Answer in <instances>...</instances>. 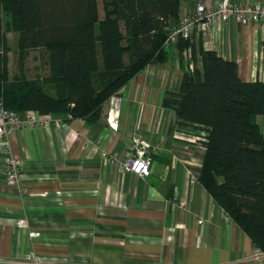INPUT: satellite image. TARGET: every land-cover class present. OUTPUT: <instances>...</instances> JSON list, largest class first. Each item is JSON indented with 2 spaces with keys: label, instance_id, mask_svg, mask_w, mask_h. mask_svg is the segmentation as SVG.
<instances>
[{
  "label": "crops",
  "instance_id": "1",
  "mask_svg": "<svg viewBox=\"0 0 264 264\" xmlns=\"http://www.w3.org/2000/svg\"><path fill=\"white\" fill-rule=\"evenodd\" d=\"M219 1L183 0L180 17L199 2L214 8ZM11 38L16 46L17 34H7L8 60ZM192 41L235 61L242 80L264 83V26L230 20L207 36L195 32ZM171 49L167 64L148 66L119 92L118 114L109 101L97 124L72 119L10 135L27 192L7 185L0 149V264H264V253L199 180L202 132L163 106L183 75ZM197 60L202 70L200 53ZM257 121L262 132L264 117ZM135 138L149 145L148 178L120 171Z\"/></svg>",
  "mask_w": 264,
  "mask_h": 264
},
{
  "label": "trees",
  "instance_id": "2",
  "mask_svg": "<svg viewBox=\"0 0 264 264\" xmlns=\"http://www.w3.org/2000/svg\"><path fill=\"white\" fill-rule=\"evenodd\" d=\"M182 1L102 0L101 17L99 0H0V100L20 115L37 111L97 124L113 96L148 66L167 64L176 47L183 75L163 106L202 132L199 180L264 253V135L257 121L264 117V83L242 80L235 61L201 43L196 48L192 37L167 48ZM8 33L17 34L22 70L27 51H45L39 78L25 79L23 71L10 81Z\"/></svg>",
  "mask_w": 264,
  "mask_h": 264
},
{
  "label": "built area",
  "instance_id": "3",
  "mask_svg": "<svg viewBox=\"0 0 264 264\" xmlns=\"http://www.w3.org/2000/svg\"><path fill=\"white\" fill-rule=\"evenodd\" d=\"M230 20H234L236 24L242 26L249 24L264 26V2L241 4L235 0H220L214 8H207L203 3L199 2L193 12L184 14L176 24L170 26L165 46L168 48L175 45L179 38L191 39L195 32L207 36L211 29L216 26H224ZM3 54L4 47L0 43V57ZM183 54L187 59V50ZM110 105H113L115 114H118L121 100L117 96H113L110 99ZM67 120H72V118L70 116L61 117L56 115L43 116L37 111H27L24 113V117H21L17 112L8 110L0 100V149L5 155L4 169L6 183L9 187L19 188L22 194L27 192L24 187V176L22 174L23 160L15 156L9 141L10 135L19 133L25 128L39 129L48 128L54 124L65 125ZM145 148H149V145H146ZM145 148L142 147L141 140L135 138L127 157L120 162V171L148 178L151 174L152 161L147 156ZM116 158L115 155H109L107 160L108 162H113ZM191 182L194 183V178ZM176 203L180 208H185L187 204L185 200H180ZM199 223H202V221ZM17 225L21 228H27L25 220H19ZM37 235L36 233H31L30 237ZM33 264L42 263L33 262Z\"/></svg>",
  "mask_w": 264,
  "mask_h": 264
},
{
  "label": "rangeland",
  "instance_id": "4",
  "mask_svg": "<svg viewBox=\"0 0 264 264\" xmlns=\"http://www.w3.org/2000/svg\"><path fill=\"white\" fill-rule=\"evenodd\" d=\"M99 14L102 17L103 16V6H102V0H99ZM11 45L12 48V58L13 60L9 61V79L10 81L14 79L16 75H20L23 73V77L28 80L37 79L40 77L42 72L41 69V60L43 53H45L44 50L40 49H31L26 52L25 60L23 61V70L19 65L20 60H18L17 52L18 48L14 45V40L11 38ZM22 71V72H21ZM264 134V130H262Z\"/></svg>",
  "mask_w": 264,
  "mask_h": 264
}]
</instances>
